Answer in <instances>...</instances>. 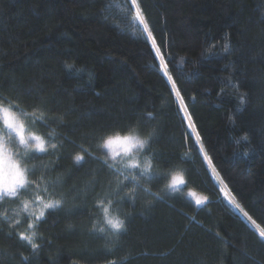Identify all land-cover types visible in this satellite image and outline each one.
Returning <instances> with one entry per match:
<instances>
[{"label":"trees","instance_id":"trees-1","mask_svg":"<svg viewBox=\"0 0 264 264\" xmlns=\"http://www.w3.org/2000/svg\"><path fill=\"white\" fill-rule=\"evenodd\" d=\"M137 2L151 37L132 0H0V103L46 149L14 153L29 184L0 198V264H264V238L219 191L264 227V0ZM117 134L149 142L106 150ZM41 198L62 203L33 249L19 233Z\"/></svg>","mask_w":264,"mask_h":264},{"label":"snow or ice","instance_id":"snow-or-ice-1","mask_svg":"<svg viewBox=\"0 0 264 264\" xmlns=\"http://www.w3.org/2000/svg\"><path fill=\"white\" fill-rule=\"evenodd\" d=\"M132 3L136 5V18L140 21V23L144 26L145 31L147 32L148 36L151 37L152 36V32L149 28V25L145 19V17L142 14V11L139 9V4L137 2V0H132ZM153 43H155V41L153 40ZM229 50V44L227 43V38H225V43L223 45V51L227 52ZM157 53H159V49H157ZM66 67L71 68V65H66ZM169 80L172 81V88L176 89V82L175 80L172 79L171 76H169ZM233 87H236V85H233ZM176 95L179 97L180 93L179 91L176 92ZM244 98L241 95L240 97V104L243 105L244 104ZM181 104L183 106V101L181 99ZM239 110V109H238ZM184 111L185 113H187V109L186 106H184ZM5 113H12L13 116L17 115L16 112H14L12 110V105L9 106H4L3 103H0V121H2L3 125L7 128H9L12 132H15L16 129L8 123L6 117L3 115ZM33 115H35V113H33ZM188 119V128L192 129L193 132H195V126L191 121V117L187 116ZM19 133L17 132V136L19 137ZM33 139L35 141H37V143L40 145L39 150L40 151H45V142L44 140H42L40 137L38 136H33ZM242 139L246 140L247 136L242 137ZM196 140L199 142L200 141V136L199 133H196ZM23 142V141H21ZM237 143H239V141H237ZM105 147L108 148H114V149H122L124 153L127 154H132L133 149L136 147H139L141 149H143L145 147V142L141 141L135 137L132 136H121L119 134L115 135V136H109L105 139L104 141V145ZM51 147L53 149L56 148V144H52ZM200 151H203V147L201 144V148ZM119 154V153H117ZM91 155V154H89ZM204 160H206L208 162V164L211 166L212 165V160L211 157L208 156L207 152H204L203 155ZM84 157L82 155H76L75 156V161L80 162L83 161ZM106 163V162H105ZM131 166L132 167H140V163L139 161H137L135 158L132 159L131 161ZM152 169V164L151 162L146 161L143 165V171L144 173H148L150 170ZM212 173L213 175L219 177V173L216 171L215 167L212 166ZM133 180H136L135 175H133L131 177ZM29 182H28V178L25 176L22 179L17 180L14 184H12L11 186H4V185H0V198H3L4 196H17L19 194V189H24L28 186ZM219 184L221 185L219 188V191L221 193L224 194V198L226 199L228 205L234 207L235 209L239 210L240 213H242V215L247 218V220H249L254 227L256 228V230L258 231L259 237L264 238V227H261L259 224L256 223L255 220L252 219V217L248 214V212H246L243 207L241 206V204L235 199L234 196H230L228 194V192L225 191V188L227 187L224 184V181L222 178H220L219 180ZM186 185V181L184 179V176L182 173L180 172H176L174 174L171 175L169 183L167 185L168 188L172 189V190H176V191H181L182 190V186ZM190 196L195 197V203L197 205H204L205 202L208 201V197L207 196H197L195 192H190L189 193ZM41 202L43 204V208L42 210L39 212V215L35 218V220L30 223L28 225V228L31 229L30 233H19V239H21L22 241H27L33 249H35L37 247V245L34 242V238L37 235L36 232V227L38 226V224L40 222H42V219L45 217V210L46 209H56L58 208L62 201L59 199H50L47 202L43 201V198H41ZM109 203H111V201H109ZM28 207L27 203L25 204V209ZM105 213H108V209L105 208L104 209ZM107 224L113 229L115 230L113 235H118L121 230L126 231L125 229V224L124 221L119 219L118 217H110L107 219ZM18 223V222H17ZM101 232H104V229H100Z\"/></svg>","mask_w":264,"mask_h":264},{"label":"clouds","instance_id":"clouds-1","mask_svg":"<svg viewBox=\"0 0 264 264\" xmlns=\"http://www.w3.org/2000/svg\"><path fill=\"white\" fill-rule=\"evenodd\" d=\"M3 115L6 117L8 123L16 129L15 132L11 131L15 134V136L8 135L7 130L10 129L5 127L4 125L3 129H0V185L11 186L17 180L22 179L25 176L27 177L28 172L27 168L23 164V160L18 158L17 155L13 154L14 149L12 145L15 143V137H18L17 132L20 134L18 137L19 144L22 145L25 150H39L40 145L35 140V142H31L33 140V137L30 133L26 135L25 124L19 116H13L12 113H5ZM36 136L40 137L39 135ZM135 138L144 141L145 147L149 142V137H140L137 134ZM24 154H26V151L24 153H21V155Z\"/></svg>","mask_w":264,"mask_h":264},{"label":"rangeland","instance_id":"rangeland-1","mask_svg":"<svg viewBox=\"0 0 264 264\" xmlns=\"http://www.w3.org/2000/svg\"><path fill=\"white\" fill-rule=\"evenodd\" d=\"M14 111V110H13ZM15 112V111H14ZM17 116H19L18 114H17ZM26 130V129H25ZM27 134H29V133H26V135ZM15 135V134H14ZM31 136L33 137V136H36L35 134L34 135H32L31 134ZM133 137H135V136H133ZM31 142H35L34 141V139L31 141ZM12 147H13V149H14V151H13V154L14 153H16L17 151H16V148H18V150H21V153H24L25 151H29V150H25L24 148L22 149V145H20L19 144V139L17 138V137H15V143L12 145ZM106 148V150H109L110 152H117L118 150H120V149H114V148H108V147H105ZM32 150H34V149H32ZM32 150H30V151H32ZM35 150H37V149H35ZM40 151V150H39ZM14 155H16V154H14ZM25 166V165H24ZM230 194V193H229ZM230 196H231V194H230Z\"/></svg>","mask_w":264,"mask_h":264}]
</instances>
